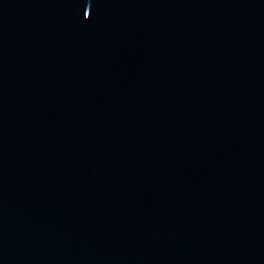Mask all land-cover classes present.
I'll list each match as a JSON object with an SVG mask.
<instances>
[{"label":"water","instance_id":"obj_1","mask_svg":"<svg viewBox=\"0 0 264 264\" xmlns=\"http://www.w3.org/2000/svg\"><path fill=\"white\" fill-rule=\"evenodd\" d=\"M0 264H264V0H0Z\"/></svg>","mask_w":264,"mask_h":264}]
</instances>
